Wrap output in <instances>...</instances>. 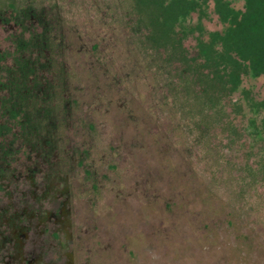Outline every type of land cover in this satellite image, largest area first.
Listing matches in <instances>:
<instances>
[{"label":"rangeland","instance_id":"1","mask_svg":"<svg viewBox=\"0 0 264 264\" xmlns=\"http://www.w3.org/2000/svg\"><path fill=\"white\" fill-rule=\"evenodd\" d=\"M16 3L44 22L0 8V50L52 28L56 128L2 161L0 264H264V77L244 75L218 119L137 39L129 0ZM201 23L225 26L213 3Z\"/></svg>","mask_w":264,"mask_h":264},{"label":"trees","instance_id":"2","mask_svg":"<svg viewBox=\"0 0 264 264\" xmlns=\"http://www.w3.org/2000/svg\"><path fill=\"white\" fill-rule=\"evenodd\" d=\"M243 1L244 8L239 9L230 0H129L137 39L155 53L160 67L179 63L175 73L182 89H193L199 111L212 110L218 119L222 101L238 89L244 75L264 77V0ZM211 3L225 26L204 37L201 18ZM5 6L18 13L17 20L21 11L32 22L34 18L44 22V11L33 5L21 8L16 0H0V8ZM194 12L200 14L196 27L186 24ZM48 27L29 38L17 36L12 61L9 52L0 50V169L14 140L43 145L54 134L56 109L45 76L51 70L49 51L54 43ZM197 30V49L191 55L183 40Z\"/></svg>","mask_w":264,"mask_h":264}]
</instances>
